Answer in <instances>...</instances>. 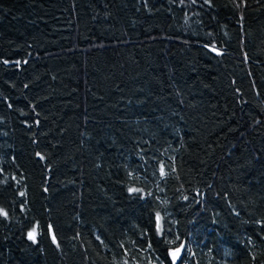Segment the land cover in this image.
<instances>
[{
    "label": "trees",
    "instance_id": "16d2710c",
    "mask_svg": "<svg viewBox=\"0 0 264 264\" xmlns=\"http://www.w3.org/2000/svg\"><path fill=\"white\" fill-rule=\"evenodd\" d=\"M0 264H264V0H0Z\"/></svg>",
    "mask_w": 264,
    "mask_h": 264
},
{
    "label": "water",
    "instance_id": "95a60500",
    "mask_svg": "<svg viewBox=\"0 0 264 264\" xmlns=\"http://www.w3.org/2000/svg\"><path fill=\"white\" fill-rule=\"evenodd\" d=\"M177 252V251H176ZM175 252V253H176ZM180 255H181V251L179 250V253H178V255H176V258H175V260L173 259V255H172V260H173V262L174 263H177V261H178V259H179V257H180Z\"/></svg>",
    "mask_w": 264,
    "mask_h": 264
},
{
    "label": "snow or ice",
    "instance_id": "6c2138e0",
    "mask_svg": "<svg viewBox=\"0 0 264 264\" xmlns=\"http://www.w3.org/2000/svg\"><path fill=\"white\" fill-rule=\"evenodd\" d=\"M29 238H30V239H34V237L32 236V234H30ZM178 253H179V250H177V252L173 254V259H174V260H175V258H176V255H178Z\"/></svg>",
    "mask_w": 264,
    "mask_h": 264
}]
</instances>
